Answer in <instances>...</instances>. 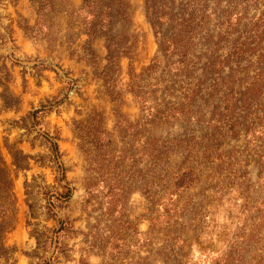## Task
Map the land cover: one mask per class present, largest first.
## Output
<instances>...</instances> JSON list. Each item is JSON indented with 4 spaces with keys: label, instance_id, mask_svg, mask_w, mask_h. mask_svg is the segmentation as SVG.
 <instances>
[{
    "label": "rangeland",
    "instance_id": "obj_1",
    "mask_svg": "<svg viewBox=\"0 0 264 264\" xmlns=\"http://www.w3.org/2000/svg\"><path fill=\"white\" fill-rule=\"evenodd\" d=\"M43 259L264 264V0H0V264Z\"/></svg>",
    "mask_w": 264,
    "mask_h": 264
},
{
    "label": "trees",
    "instance_id": "obj_2",
    "mask_svg": "<svg viewBox=\"0 0 264 264\" xmlns=\"http://www.w3.org/2000/svg\"><path fill=\"white\" fill-rule=\"evenodd\" d=\"M85 1V0H83ZM89 14V13H88ZM91 18H96L97 16L90 14L89 15ZM45 112V107H41L40 109L34 110L33 112H31L28 115V119L31 123L32 126L34 125H40L39 121H38V115L41 113ZM43 140L48 148L49 153L51 154V158L53 159V161L55 162V164L57 165V168L59 167V163H58V159L60 158V151H59V145L58 142L60 140V134L56 133L51 135L48 131H45L42 135ZM61 169V176H62V180H66L65 178V172L63 171L62 168ZM64 189L66 190V193L62 196V198L65 200L68 198L69 194H70V190L64 186ZM62 198H58L55 195L51 196L52 202L56 200V202H58L59 204H62L64 200H62ZM55 206V205H54ZM60 205H58L57 207H59ZM55 207V208H57ZM49 212H52L51 209H48ZM64 231L63 225H61V227L58 229L57 233ZM40 264H52L51 259L47 260V259H43L41 261Z\"/></svg>",
    "mask_w": 264,
    "mask_h": 264
}]
</instances>
